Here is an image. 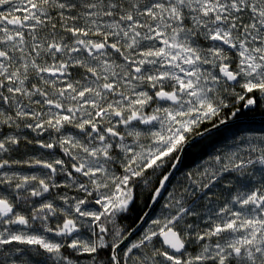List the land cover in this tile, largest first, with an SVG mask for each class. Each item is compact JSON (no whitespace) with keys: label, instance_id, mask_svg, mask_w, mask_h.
I'll list each match as a JSON object with an SVG mask.
<instances>
[{"label":"rangeland","instance_id":"374dc122","mask_svg":"<svg viewBox=\"0 0 264 264\" xmlns=\"http://www.w3.org/2000/svg\"><path fill=\"white\" fill-rule=\"evenodd\" d=\"M54 17L63 35L44 31ZM43 39L57 40L53 51ZM0 40V130L3 121L20 123L15 115L24 125L35 123L14 144L11 133L0 140L8 139L0 142V203L13 207L0 210V249L7 251L0 264H102L84 254L95 256L108 243L98 238V223L132 200L112 166L149 164L172 151L176 133L215 112L229 91L222 66L248 92L264 94V0H0ZM97 44L108 45L107 52H73ZM59 46L64 63L86 69L78 81L44 74ZM150 86L172 88L185 103L154 106ZM117 111L123 120L114 119ZM98 115L111 124L120 154L109 153L112 143L81 138L82 124ZM151 117H159L152 128L135 125ZM68 123L78 128L72 134ZM218 143L179 177L145 229L119 252L120 264H264V204H254L256 196L264 201V132ZM169 229L181 233L183 254L161 243ZM63 244L83 260L48 254Z\"/></svg>","mask_w":264,"mask_h":264},{"label":"flooded vegetation","instance_id":"af4514ba","mask_svg":"<svg viewBox=\"0 0 264 264\" xmlns=\"http://www.w3.org/2000/svg\"><path fill=\"white\" fill-rule=\"evenodd\" d=\"M56 19L57 18L54 17V20H56ZM44 24H47V26L45 25V28H44L45 32H52L53 30H55V31H58V33H60L61 35H63V31L57 25H55V23L51 24L48 22H44ZM69 41L70 40H68L67 38H64L60 42L70 43ZM53 42H57V40L53 41V40L43 39L41 41V43H43L45 46H49L51 51H53V49H54ZM22 44H23V46H27V49L30 48L28 43L23 42ZM98 45H102L104 47V49L99 51V52L95 51V49ZM107 49H108V45L97 44L95 46V48L87 46V47H85V49L77 48L73 52H74V54L75 53L83 54L84 52H87L89 56H94L96 53L107 52ZM56 52L59 54V56L57 58H55V60L53 61L54 65L50 66L49 70H45L44 74L48 75L49 78H51V79L61 78L63 80H66V82L69 79H74L75 81H78V78L80 75L79 74L80 67H82V66H79L77 64L71 65L69 63H64L66 61L63 60V58H62L63 50H62L61 46H59L57 48ZM26 56H29V54L27 53ZM47 57L48 58L46 59V62H49V60H50L49 56L47 55ZM139 70L141 71V69H139ZM52 71H58L59 73L53 77V76L48 74V72H52ZM141 73H142V71H141ZM28 78H29V76H27L26 80H28ZM30 87H31V85H30ZM61 87H63V85L59 86L57 88V90L58 89L60 90ZM163 90L167 91L164 87H160V86H158V87H155V86L151 87L150 86L149 87L150 96L153 99L152 103L154 106H167V105L179 106V105L185 103L184 100L182 99L181 95L177 91L169 92L171 94H173L174 92L176 93L177 102H178L177 104L172 105L169 102H164V103L158 102L156 99V96L159 92H161ZM0 103L3 104L4 102L1 101ZM40 106L42 108H45V107H49V104H44V105H40ZM98 106H99L100 110L103 111L102 103H99ZM62 111H63V109H62ZM98 116H99L98 120H96V121L89 120L86 123L82 124V127H80V130H79V132L81 134V138L85 139V141L100 139V140L96 141L97 143H104V144L106 142L112 143L113 150L110 151L109 153L113 154V156L120 154V150L117 147L118 141L115 140L114 138L110 137L111 133L114 132L113 128L111 127V124L108 123V125H107V121L102 119L101 115H98ZM113 116H114V119L116 121H121V120H123L125 115H123L122 112L118 113V111H117L113 114ZM146 117H148V115ZM14 118L17 121L21 120V122L20 123L13 122L12 124H10V123L8 124L5 121H3V126H2V129L0 130V140L3 138L4 135L8 136V134L11 133V141H10L11 144H14V141H16V138L21 137L22 135H24V133L30 134L31 133L30 128H33L35 130V128H34L35 123L33 125H24V119H22L23 116L15 115ZM158 120H159V117L158 118H155V117L154 118H152V117L146 118L144 120L135 121V125L139 128H143L145 126V129H148L149 127L152 128L154 126L155 121L157 123ZM204 121H206V120L199 121L196 126H193L192 128L187 129L185 132L183 131L180 133H176L177 134L176 141L173 144L174 146H173L172 151H169L167 149L163 150L161 153L158 154L159 158L151 161L149 164L140 166V164L138 163V161H140V159H136V160H134L131 163H128L126 165H122L121 163L113 165L112 168L115 167V170H117V172H118V177L120 178V180H122V181H120V185H122L123 194L128 190L132 191L131 194H132V199H133L135 197L133 190L136 189L138 192L144 191L145 193L150 195V197L152 199L153 195L157 191V188L159 187L160 183L165 179L167 174L172 170L173 165L177 162L179 154L181 153V150L183 149V147L185 146L187 141L190 138H192L193 136L197 135L196 134L197 131L195 132L194 130L199 128L200 125ZM144 122H147L148 125H144L143 124ZM67 127L71 131V134L73 132H75L76 129H78L75 126L73 127L70 123L67 124ZM36 132H38V131L36 130ZM49 134H51V133H49ZM215 134H217V133H215ZM215 134H213V135H215ZM31 135L36 136L34 133H32ZM213 135H211V136H213ZM165 136H167V134ZM100 137H102V138H100ZM3 140H8V139L6 137ZM3 140L0 142H3ZM90 144H92V142H90L88 145H90ZM180 144H182V147L180 149H178ZM15 145L17 146V144H15ZM190 148L192 149V148H194V146L189 147V149ZM113 151H116V152L113 153ZM177 153H178V155H177ZM184 154H183V159H182L181 165H180L181 168L179 169L177 175L174 177L175 179L168 186V190H167L165 196L169 192H172L174 190L173 187H174L175 182L179 179V177H181L185 173L186 170H188V168H193V167H195V165L198 164L196 162V163H192L190 165L189 164L187 165V163H185V161H184ZM210 154H211V152L209 153L208 157H210ZM105 159H106V161L109 160L106 156H105ZM0 161H1V158H0ZM110 161L112 162L113 159H110ZM157 163L159 165H158V167L155 168L154 166ZM148 169H150L151 173L146 172ZM72 188L73 187L69 188L67 186H64L63 189L66 193H70L73 190ZM38 197H36V198H38ZM258 200L261 201V199L258 196H256L254 198V204L258 203ZM150 205H151V203H150ZM159 206H160V204H159ZM159 206H157V209ZM7 207H8L7 211L12 210V208H13L9 205H7ZM116 212H119V211L116 210ZM2 213H4V211H0V214H2Z\"/></svg>","mask_w":264,"mask_h":264},{"label":"trees","instance_id":"16d2710c","mask_svg":"<svg viewBox=\"0 0 264 264\" xmlns=\"http://www.w3.org/2000/svg\"><path fill=\"white\" fill-rule=\"evenodd\" d=\"M56 20L58 21V18ZM48 23H55V20H50L48 21ZM27 31L30 32L32 30L31 28H27ZM1 41L2 40H0V42ZM81 70L85 71L86 69L80 67V71ZM164 88L168 92H173L172 88ZM226 88L229 89L228 94L226 93V98H224V100L222 101H219V103L216 105L215 112L210 114L208 118L205 119L206 121H204L199 128L194 130L195 132L197 131L196 134H198V132L207 130L212 126L219 125V123H222L224 121L264 115V94H262L263 91L248 92L246 88L240 86L239 83L236 86H230L228 84ZM263 88L264 85H262L261 90H263ZM252 131L263 133L264 122H241L230 125L229 127L217 132V134L209 136L208 138L198 142L197 144H194L193 146L195 149L188 148L184 154V161L185 163H187V165L196 162L199 164V162H201L202 160L207 159L210 152L212 153L216 149L215 147L219 144L218 142L221 139H224L225 137L230 135H236L237 133ZM181 147L182 144H180L178 149H180ZM158 165L159 164L157 163L154 167L156 168L158 167ZM146 172L151 173L150 169H148ZM133 191L135 197L131 200V203L125 208L124 211H114V214L112 215H104V217L98 223L97 228L99 229L97 232V236L99 239H106L108 243L105 245V247L103 246L98 248L95 256L93 253H84L88 258L94 259L96 257L98 262H101L102 264H115L112 259L114 248L117 244L124 240L134 228L137 227L141 219L147 214V210L150 207V203L152 202L150 195H148L144 191L138 192L136 189ZM156 209L154 210L155 212L152 214V216L157 212ZM100 225L102 226L101 228ZM13 245L15 246L16 244L14 243ZM18 249L19 247L17 246L15 250L18 251ZM6 253L7 251L5 252L0 249V256ZM48 254H50V256L59 255L65 259L71 260L72 263L82 261L83 258H81V255H84L80 254L79 251H76L74 247L72 248L68 244H63L60 249L48 252ZM214 263L215 260L213 261V264Z\"/></svg>","mask_w":264,"mask_h":264},{"label":"water","instance_id":"95a60500","mask_svg":"<svg viewBox=\"0 0 264 264\" xmlns=\"http://www.w3.org/2000/svg\"><path fill=\"white\" fill-rule=\"evenodd\" d=\"M218 42L222 46H225L229 48L231 51L236 52V45L230 44L225 38L222 37H215L213 39V42ZM104 47L102 45H98L95 49V51H101ZM236 49V50H235ZM137 75H141V71L139 69H136ZM221 78L225 79L227 84L230 86H236L239 83L240 77L235 74V72L232 70L230 66H222V68L219 70ZM58 71H52L48 72L51 76H56L58 74ZM156 99L160 103L169 102L172 105L177 104V95L174 92L173 94L169 93L168 91H161L157 94ZM262 123L264 122V115L262 116H253L251 118H240L237 120H230V121H224L222 123H219V125L212 126L208 128L207 130L198 132L197 135L190 138L183 149L181 150V153L179 154V157L177 159V162L173 165L172 170L167 174L165 179L160 183L159 187L157 188V191L154 193L153 198L151 199V205L147 210V214L141 219L139 224L136 228H134L129 235L126 236L124 240H122L119 244L116 245L114 248L112 259L115 262V264H120V256L119 252L127 247V244L137 236L138 233L144 230V228L147 225L148 220L152 216V214L155 212L154 210L157 208V206L163 201L162 199L165 197V194L168 190V186L171 184V182L175 179L174 177L177 175L179 169L181 168V161L183 159V154L187 151L189 147H192L194 144H197L198 142L208 138L209 136L219 132L220 130H223L230 125H234L237 123ZM144 125H148L147 122L143 123ZM264 204V201L261 200L259 203V206H262ZM8 209L7 205L0 203V210L6 211ZM161 243L165 247L166 250L173 252L176 255H181L187 250V244L184 242L181 233L176 232L173 229H169L166 232H162L159 236ZM237 255H241L242 251L236 250Z\"/></svg>","mask_w":264,"mask_h":264},{"label":"bare ground","instance_id":"6f19581e","mask_svg":"<svg viewBox=\"0 0 264 264\" xmlns=\"http://www.w3.org/2000/svg\"><path fill=\"white\" fill-rule=\"evenodd\" d=\"M231 136H232V135H231ZM228 137H230V136H227V137H225V138L227 139Z\"/></svg>","mask_w":264,"mask_h":264},{"label":"clouds","instance_id":"9594fccd","mask_svg":"<svg viewBox=\"0 0 264 264\" xmlns=\"http://www.w3.org/2000/svg\"><path fill=\"white\" fill-rule=\"evenodd\" d=\"M223 38V37H222ZM2 204V203H1ZM5 205V204H4Z\"/></svg>","mask_w":264,"mask_h":264}]
</instances>
